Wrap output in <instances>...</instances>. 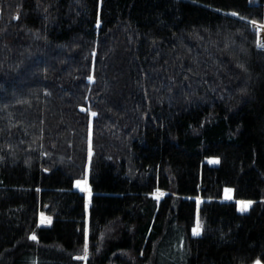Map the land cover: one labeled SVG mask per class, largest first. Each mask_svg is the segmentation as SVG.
Listing matches in <instances>:
<instances>
[{"label":"trees","instance_id":"1","mask_svg":"<svg viewBox=\"0 0 264 264\" xmlns=\"http://www.w3.org/2000/svg\"><path fill=\"white\" fill-rule=\"evenodd\" d=\"M261 45L264 0H0V264H264Z\"/></svg>","mask_w":264,"mask_h":264},{"label":"rangeland","instance_id":"2","mask_svg":"<svg viewBox=\"0 0 264 264\" xmlns=\"http://www.w3.org/2000/svg\"><path fill=\"white\" fill-rule=\"evenodd\" d=\"M251 24H252V28H253V23L251 22ZM253 30L256 32V34H257V38H258V33H257V31H256L254 28H253ZM258 47H259V45H258ZM259 48H260V47H259ZM263 49H264V48H263ZM85 187H87V188L89 189L88 191H86V193H87V192L89 193V192H90V187H89V184H88V183H81V186L79 187V189H84ZM164 195H165L164 192H163V193H158V194H157V196L160 197V198H162ZM232 198H233L232 193H231V192H228L227 195H226V199L229 200V199H232ZM242 202H244V203L242 204L241 202H239V203H240V207L245 209L243 212H246V211L248 210V208H250L251 204L249 205V204H248L247 202H245V201H242ZM88 205H90V201H89ZM41 223L48 225V224H49V220H47V219H42V220H41ZM80 257H83V256H80ZM78 259H80V258H78Z\"/></svg>","mask_w":264,"mask_h":264},{"label":"snow or ice","instance_id":"3","mask_svg":"<svg viewBox=\"0 0 264 264\" xmlns=\"http://www.w3.org/2000/svg\"><path fill=\"white\" fill-rule=\"evenodd\" d=\"M233 15H239V14L238 13H233ZM252 23L253 24H256L257 22L255 20H253ZM261 47H264V45H261ZM241 67H243V66H241ZM92 115L95 116L96 113H92ZM76 184H77V187H80L81 186V182L80 181H77ZM84 190L85 191H88L89 189L87 187H85ZM241 203L243 204L244 202H241ZM247 203L250 205L252 202L251 201H248ZM244 210H245L244 208H241V211H244ZM201 232H202V227H196V228L193 229V233L195 235H197V236H199L201 234ZM31 238L34 239V240L37 239V237L35 236V234H33V236ZM84 251H85V255L83 257H78V258L87 260V251H88L87 244H85ZM257 264H259V261L257 262Z\"/></svg>","mask_w":264,"mask_h":264},{"label":"water","instance_id":"4","mask_svg":"<svg viewBox=\"0 0 264 264\" xmlns=\"http://www.w3.org/2000/svg\"><path fill=\"white\" fill-rule=\"evenodd\" d=\"M48 207V206H47Z\"/></svg>","mask_w":264,"mask_h":264}]
</instances>
